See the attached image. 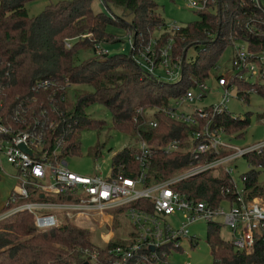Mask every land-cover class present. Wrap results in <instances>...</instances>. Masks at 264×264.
Instances as JSON below:
<instances>
[{"label":"trees","instance_id":"trees-1","mask_svg":"<svg viewBox=\"0 0 264 264\" xmlns=\"http://www.w3.org/2000/svg\"><path fill=\"white\" fill-rule=\"evenodd\" d=\"M28 1L0 0L1 120L14 129L42 124L47 140L61 138L59 156L64 157L79 152L81 129L97 131L103 127V120L85 110L92 103H100L110 112V127L129 133L134 140L111 155L110 172L122 163L124 174L133 176L138 171L133 153L136 143L142 140L151 149L145 184L165 179L187 165L191 156L185 147L193 129L191 124L147 109L166 104L194 81L207 78L228 44L229 33L239 32L244 20L258 29L247 35L250 47L264 49V9L248 0H208L206 6L194 10L193 20L177 29L167 27L154 0H100L107 11L93 10L92 0H56L33 15L27 14ZM107 26L131 34L130 54L96 52L97 45L120 40ZM153 31L158 32L153 36L156 40L171 38L173 55L181 58L184 54L175 81L155 78L142 71L132 58L138 43L146 41ZM66 37L74 39L66 45ZM189 47L194 52L187 58ZM86 49L91 54L81 57ZM44 77H52L57 83L46 89L34 88L35 81ZM232 81L239 99L247 100L250 91L264 98L261 76L253 80L235 77ZM68 84L88 88L74 91L70 103L66 100ZM138 107L143 109L141 115L135 112ZM249 116L247 110L241 116L221 111L213 118L226 132L238 137L249 123ZM255 116L264 119V111L255 112ZM149 119H154L156 125L148 124ZM172 138L180 140L179 148L164 151L160 146ZM97 146L93 147L96 153ZM241 156L248 166L240 175L242 197L264 194V182L257 181L256 169L264 167V145ZM173 186L213 206L235 202L238 194L231 175L218 167L180 179ZM206 242L213 264H264V242L256 240L253 250L245 253L220 236L217 222H206ZM91 246L88 230L71 220L36 228L26 210L0 219V264H81L87 259L83 249Z\"/></svg>","mask_w":264,"mask_h":264},{"label":"built area","instance_id":"built-area-1","mask_svg":"<svg viewBox=\"0 0 264 264\" xmlns=\"http://www.w3.org/2000/svg\"><path fill=\"white\" fill-rule=\"evenodd\" d=\"M248 1L264 9V0ZM207 2L187 0V5L200 9ZM167 25L172 29L178 28L174 24ZM253 30L258 29L249 25L247 19L242 22L239 32L232 30L228 35L229 66L221 71L216 63L212 68L217 70L214 79L222 88L218 101L194 104L208 90L205 78L194 81L192 86L185 88L180 95L171 97L166 104L147 109L149 113L158 110L170 118L193 125L185 147L189 150L190 160L165 179L144 183L151 149L142 140L136 143L133 153L138 163V171L133 176L124 174L122 163H117L107 176L97 173L80 175L71 171L64 157L59 156L61 138L47 140L46 133L41 129L42 124L38 126L34 123L36 125L14 129L0 118V170L3 171L1 157L4 156L14 169L10 176L15 180L13 189L2 203V207L7 209L0 219L26 210L31 213L36 228H46L57 225L62 219L72 220L66 217L72 213L82 217L95 214L100 218L99 223L104 219L108 225L114 217H126L127 226L120 231L122 233L116 241L110 242L109 231L104 238L105 243L99 246L101 250L93 246L83 249L88 264H190L174 263L172 260L173 252L181 250V239L185 238L190 247L196 243L195 236L188 234L187 226L203 219L217 222L220 227L221 223L213 220V215L219 214L222 224L230 231L229 238L225 239H229L235 248L250 253L256 240L264 242V194L244 199L242 190L238 189L236 201L226 202L227 207L222 210L221 203L209 205L202 199L176 190L173 185L180 179L217 167L231 175L229 161L264 145V140L244 147L230 144L227 140L233 134L226 132L213 118L216 113L227 111L229 89L234 88L235 92L233 78L253 80L259 75L264 79V49L250 47L252 42L247 38ZM148 42L138 43L132 54L137 66L157 79L177 80L182 59L171 53L170 42L163 46H158L155 38ZM96 52L108 51L97 45ZM56 83L54 78L44 77L37 79L33 87L46 89ZM187 106L191 108L186 109ZM142 111L141 107L135 110L139 115ZM148 124L155 126L156 121L149 119ZM179 146L180 140L172 138L160 147L164 151H172ZM61 215L65 216L59 219Z\"/></svg>","mask_w":264,"mask_h":264},{"label":"rangeland","instance_id":"rangeland-1","mask_svg":"<svg viewBox=\"0 0 264 264\" xmlns=\"http://www.w3.org/2000/svg\"><path fill=\"white\" fill-rule=\"evenodd\" d=\"M56 0H30L25 4L26 11L28 15L36 14L41 10L43 6L48 3H53ZM158 4V10L163 17L166 24H174L180 26L183 23L193 20L196 17L194 8L187 5V0H154ZM91 7L93 10L107 11L104 4L100 0H92ZM169 27V25H167ZM107 30L113 32L116 37L120 40L114 44L102 43L108 53L113 52H128L130 46H132L131 34L124 32L120 27L107 26ZM82 36L81 33L78 34ZM77 35V36H78ZM158 32L153 31L152 35L144 41L148 42L153 36H157ZM74 37H66L65 41L70 43ZM156 39V38H155ZM158 41V42H157ZM141 43V44H144ZM173 47L172 40L168 36L166 40L158 39L156 44L158 46H163L169 43ZM150 43V42H148ZM161 43V44H160ZM131 44V45H130ZM194 52L192 47L187 48V58ZM91 54L90 50L83 51L80 55L81 57H86ZM229 46H225L223 49L217 64L219 66L218 70L223 71L229 66ZM158 72L160 70H157ZM217 70H212L209 72L208 77L204 80L208 90L205 91V95L194 102L195 105H205L219 100L220 91L222 88L216 84L214 79V73ZM225 72V71H224ZM160 73V72H159ZM168 82L174 81L173 79L166 80ZM68 89L66 90V100L70 103L73 102V92L86 90L88 87L80 84H68ZM230 97L226 102V110L229 111L233 116H241L244 111H250L249 123L243 129L242 135L236 137L233 134L228 138V142L232 145L238 147H244L251 145L253 143L264 140V119L256 118L255 112L264 111V98L250 91L247 100L239 99L236 97L234 88L229 89ZM190 109V106L185 107ZM86 112L94 118L101 119L104 121L103 127L99 130H93L91 128H84L79 131V152L73 155H65L64 159L67 162L69 169L80 175H90V174H100L101 176H107L110 170V157L116 151L119 150L124 145H129L134 142L133 137L129 133L122 132L113 127H110V112L109 110L100 103H92L85 107ZM229 132V131H228ZM98 144L97 153L94 152V144ZM231 166V177L236 185L237 189H241L242 183L240 179L241 173L248 169L245 159L240 155L233 158L228 162ZM1 167L0 170V216L3 215L7 207H2V203L6 200V196L13 189L15 180L10 176L14 173V169L6 162L4 156L1 157ZM257 181L264 182V167H257ZM227 203L225 201L221 202L222 210H225ZM32 216V215H31ZM65 215H61L59 219ZM72 219L75 224L85 227L93 240V247L99 249L101 245L105 243V236L110 231L111 239L110 242L116 241L117 236L125 229L127 226L128 219L126 217H114L111 219L108 225L104 219L102 223L100 218L95 214H89L87 217H82V215L74 214L66 216ZM106 218V217H105ZM109 220V219H108ZM213 220L221 223L219 227V234L223 238H229V229L222 224V216L219 214L213 215ZM188 234L194 235L196 243L193 246H189L185 238L180 240L181 250L173 252V262L183 263L189 262L190 264H213L212 256L209 251V246L206 242V221L203 219H198L190 223L188 226Z\"/></svg>","mask_w":264,"mask_h":264},{"label":"water","instance_id":"water-1","mask_svg":"<svg viewBox=\"0 0 264 264\" xmlns=\"http://www.w3.org/2000/svg\"><path fill=\"white\" fill-rule=\"evenodd\" d=\"M128 53H129V54L131 53V47L129 48ZM183 57H184V56L182 55L181 59H183ZM20 148H21L22 150L26 151V149H25L24 146L20 145ZM81 264H88V263L86 262V260H83V262H82Z\"/></svg>","mask_w":264,"mask_h":264}]
</instances>
